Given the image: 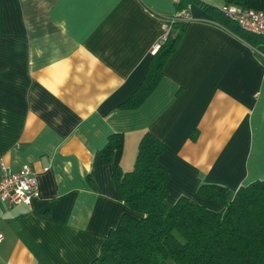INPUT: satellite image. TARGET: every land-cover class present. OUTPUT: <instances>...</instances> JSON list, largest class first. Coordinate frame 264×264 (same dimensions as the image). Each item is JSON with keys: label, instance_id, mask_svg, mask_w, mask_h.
<instances>
[{"label": "crops", "instance_id": "obj_1", "mask_svg": "<svg viewBox=\"0 0 264 264\" xmlns=\"http://www.w3.org/2000/svg\"><path fill=\"white\" fill-rule=\"evenodd\" d=\"M190 5V6H189ZM156 86L119 104L145 75L173 0H0V160L28 163L39 195L0 203V264H90L129 212L98 151L124 132L123 168L145 131L165 143V200L200 182L234 190L264 177V62L199 5ZM169 264H177L171 260Z\"/></svg>", "mask_w": 264, "mask_h": 264}, {"label": "trees", "instance_id": "obj_2", "mask_svg": "<svg viewBox=\"0 0 264 264\" xmlns=\"http://www.w3.org/2000/svg\"><path fill=\"white\" fill-rule=\"evenodd\" d=\"M191 0L174 2L186 10ZM264 9V0H223ZM250 45L264 38L242 29L218 6L195 0ZM222 6V5H221ZM164 39L150 54L147 69L133 92L119 106L139 105L156 86L162 68L179 43L187 20L169 21ZM256 43V44H255ZM124 132L113 131L98 151L100 162H112V178L129 212L120 216L101 243L90 264H264V177L239 184L234 190L217 182H200L196 193L221 204L209 208L188 195L165 200V169L157 161L165 143L145 131L130 168L121 164Z\"/></svg>", "mask_w": 264, "mask_h": 264}, {"label": "built area", "instance_id": "obj_3", "mask_svg": "<svg viewBox=\"0 0 264 264\" xmlns=\"http://www.w3.org/2000/svg\"><path fill=\"white\" fill-rule=\"evenodd\" d=\"M177 1L173 0V2ZM220 11L242 29L264 38V9L243 6L234 2H224ZM166 19L169 21L187 20V17L185 10H181L167 16ZM163 27L165 33L153 44L151 53L167 34L170 27L169 22L166 21ZM250 47L255 55L264 62V43L260 42L258 45H250ZM38 195L36 175L28 163H23L16 169H10L0 160V203H23L27 205ZM1 237L2 234L0 233V239Z\"/></svg>", "mask_w": 264, "mask_h": 264}, {"label": "rangeland", "instance_id": "obj_4", "mask_svg": "<svg viewBox=\"0 0 264 264\" xmlns=\"http://www.w3.org/2000/svg\"><path fill=\"white\" fill-rule=\"evenodd\" d=\"M204 2H208V3H210V4H213V5H215V6H218V7H220L221 8V5L224 3V1L223 0H203ZM196 4L197 5V3L195 2V0H191V1H189L188 3H187V8H188V5L189 4ZM190 6V5H189ZM256 44V43H255ZM257 45V44H256Z\"/></svg>", "mask_w": 264, "mask_h": 264}]
</instances>
